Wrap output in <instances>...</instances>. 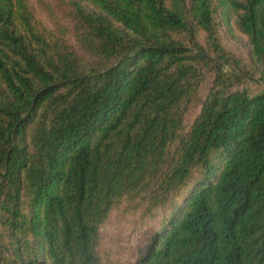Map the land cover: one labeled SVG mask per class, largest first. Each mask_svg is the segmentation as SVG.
<instances>
[{
    "label": "trees",
    "instance_id": "obj_1",
    "mask_svg": "<svg viewBox=\"0 0 264 264\" xmlns=\"http://www.w3.org/2000/svg\"><path fill=\"white\" fill-rule=\"evenodd\" d=\"M0 264H264V0H0Z\"/></svg>",
    "mask_w": 264,
    "mask_h": 264
}]
</instances>
